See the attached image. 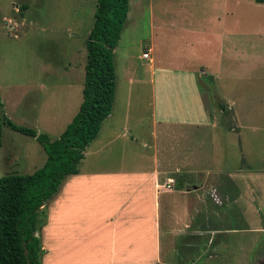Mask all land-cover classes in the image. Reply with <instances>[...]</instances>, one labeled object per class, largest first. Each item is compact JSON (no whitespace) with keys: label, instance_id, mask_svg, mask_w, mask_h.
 I'll return each mask as SVG.
<instances>
[{"label":"crops","instance_id":"0c3cea01","mask_svg":"<svg viewBox=\"0 0 264 264\" xmlns=\"http://www.w3.org/2000/svg\"><path fill=\"white\" fill-rule=\"evenodd\" d=\"M243 1L181 0L164 8L150 0L148 44L137 55L148 60L149 85H142L127 55L117 94L113 54L111 110L76 173L44 204L37 231L42 264H188L191 254L205 250L264 253V169L246 162L249 153L264 162V152L252 145L257 114L232 104L219 108L201 79L233 90L237 54L230 38L238 24L260 34L264 46V2L249 0L241 10ZM191 7L196 27L174 18ZM184 32L194 34L192 40ZM225 35L227 54H220ZM0 102L12 119L1 85ZM41 107L43 127L35 130L46 133L61 108L49 101ZM15 148L11 140L4 143L2 130L0 176L17 173Z\"/></svg>","mask_w":264,"mask_h":264},{"label":"rangeland","instance_id":"374dc122","mask_svg":"<svg viewBox=\"0 0 264 264\" xmlns=\"http://www.w3.org/2000/svg\"><path fill=\"white\" fill-rule=\"evenodd\" d=\"M153 1L164 8H172L181 0ZM149 2L150 0H128L129 13L113 49L117 68V94L121 92L120 74L125 68L127 55L131 56L135 73L141 78L142 85H149L148 60L137 57L148 44ZM189 2L195 3L196 0ZM248 4L249 0L243 1L241 10ZM23 5L25 8L21 7ZM94 6L95 0H0V85L9 96L6 109L12 119L6 116L3 106L1 111L13 123L41 129L43 121L39 113L44 107L41 106L46 101L54 102L55 105L59 104L61 109L59 119L58 114H55L57 123L46 132L50 139H53L77 111L81 100L85 61L84 41L93 21ZM196 14V7H191L188 12L177 10L174 12V18L189 21L190 24ZM190 26L196 27L192 24ZM182 35L188 36L190 40L194 36L189 32ZM228 39L227 35L221 38L226 48L220 54H227ZM230 39L236 43L234 54H237V77L232 83L233 90H225L222 81L213 83L208 77L201 79L204 80L208 91L215 96L216 104L218 101L224 107L232 104L233 110L238 109L241 112H245L246 107H249L255 115L257 114L256 124L252 129L255 136L252 145L264 152V61L259 57L264 54L262 38L260 34L246 32L244 24L241 23L237 26L236 34L231 35ZM2 85L10 86L6 88ZM76 100L77 104L74 103ZM52 110L51 108L49 114ZM54 112L58 111L54 109ZM139 114L145 116L146 112L142 110ZM2 130L4 143L11 140L16 146L13 151L16 155V163L14 168L12 167L14 172L30 173L43 164L45 153L33 137L5 126H2ZM252 154L254 153H249L246 159L249 168L264 169L262 158L252 157ZM0 164H4L3 158H0ZM210 252L205 250L204 253L191 254L187 263L264 264V253ZM175 257L181 258L180 254H175Z\"/></svg>","mask_w":264,"mask_h":264},{"label":"trees","instance_id":"16d2710c","mask_svg":"<svg viewBox=\"0 0 264 264\" xmlns=\"http://www.w3.org/2000/svg\"><path fill=\"white\" fill-rule=\"evenodd\" d=\"M127 10L128 0H95L93 21L84 41L81 101L57 137L50 139L44 132L13 123L2 113L0 103V145L5 126L33 137L45 153L43 164L32 172L0 176V264H42L37 231L44 223V204L64 177L76 173L85 146L111 110L115 90L113 49ZM217 105L224 109L219 101Z\"/></svg>","mask_w":264,"mask_h":264},{"label":"built area","instance_id":"2783aa9c","mask_svg":"<svg viewBox=\"0 0 264 264\" xmlns=\"http://www.w3.org/2000/svg\"><path fill=\"white\" fill-rule=\"evenodd\" d=\"M142 57H147V53L144 52V53L142 54Z\"/></svg>","mask_w":264,"mask_h":264}]
</instances>
